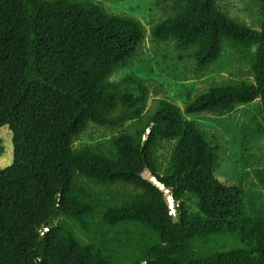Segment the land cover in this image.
I'll use <instances>...</instances> for the list:
<instances>
[{"label": "trees", "instance_id": "16d2710c", "mask_svg": "<svg viewBox=\"0 0 264 264\" xmlns=\"http://www.w3.org/2000/svg\"><path fill=\"white\" fill-rule=\"evenodd\" d=\"M157 1L169 16L154 43L198 73L229 51L248 79L212 84L183 111L161 99L145 112L141 82L112 81L144 44L137 20L91 0H0V129L13 146L0 167V264L264 263V154L253 189L224 184L218 140L186 119L256 103L240 139L264 143V0L258 29L221 6L241 0ZM93 126L116 134L75 147Z\"/></svg>", "mask_w": 264, "mask_h": 264}, {"label": "rangeland", "instance_id": "374dc122", "mask_svg": "<svg viewBox=\"0 0 264 264\" xmlns=\"http://www.w3.org/2000/svg\"><path fill=\"white\" fill-rule=\"evenodd\" d=\"M91 1L102 6L108 13L134 18L144 29V44L136 60L129 69L116 74L112 81L132 78L141 82L148 92L145 112L155 109L161 99L168 100L183 111L188 98L200 95L212 84L248 79L247 67L238 65L235 56L229 51L209 71L198 73L193 62L179 60L172 44L154 43L150 34L151 28L169 16L168 7L157 0ZM221 6L232 18L251 28H259L258 5L254 0L231 1ZM255 107L256 103L238 106L229 117L221 119L207 115L186 117L215 135L221 146L217 151L220 168L215 174L216 178L227 185H241L244 191L256 186L255 171L259 168L260 157L264 154L263 142L248 149L241 144L240 139V125L250 121ZM115 134L112 129L93 126L75 143V147L104 144ZM160 154L166 158V153ZM12 161V133L7 127H3L0 129V167L10 166ZM261 192L264 194V191ZM188 205L192 211L195 210L192 201ZM169 207L172 208L170 200ZM172 211L171 216L175 215Z\"/></svg>", "mask_w": 264, "mask_h": 264}, {"label": "water", "instance_id": "95a60500", "mask_svg": "<svg viewBox=\"0 0 264 264\" xmlns=\"http://www.w3.org/2000/svg\"><path fill=\"white\" fill-rule=\"evenodd\" d=\"M143 179H146L150 182H152L154 185H156L157 187H159L160 189H162L163 187L156 181V179L153 177V175L150 173V171H146L143 175H142ZM166 195V199L169 203L170 200V204L172 205V199L169 197V191L165 192ZM175 214V213H174ZM173 218L175 217V215L172 216ZM264 264V263H263Z\"/></svg>", "mask_w": 264, "mask_h": 264}, {"label": "built area", "instance_id": "2783aa9c", "mask_svg": "<svg viewBox=\"0 0 264 264\" xmlns=\"http://www.w3.org/2000/svg\"><path fill=\"white\" fill-rule=\"evenodd\" d=\"M173 209L171 208V211H172ZM172 212H174V211H172ZM172 216H173V214H172Z\"/></svg>", "mask_w": 264, "mask_h": 264}]
</instances>
